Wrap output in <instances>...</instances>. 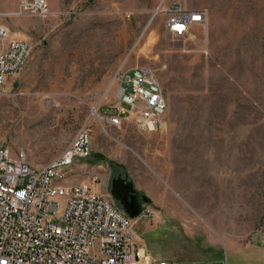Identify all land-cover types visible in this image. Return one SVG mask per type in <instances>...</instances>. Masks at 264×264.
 Segmentation results:
<instances>
[{
    "label": "rangeland",
    "instance_id": "374dc122",
    "mask_svg": "<svg viewBox=\"0 0 264 264\" xmlns=\"http://www.w3.org/2000/svg\"><path fill=\"white\" fill-rule=\"evenodd\" d=\"M0 0V29L30 46L0 86V147L32 169L55 160L77 134L89 152L63 173L70 185L138 194L161 222L134 231L153 259L233 264L244 249L264 264V0H47V15ZM206 12L187 36L168 33L160 8ZM147 67L164 92L165 127L141 132L117 114L121 73ZM125 213V212H124Z\"/></svg>",
    "mask_w": 264,
    "mask_h": 264
},
{
    "label": "built area",
    "instance_id": "2783aa9c",
    "mask_svg": "<svg viewBox=\"0 0 264 264\" xmlns=\"http://www.w3.org/2000/svg\"><path fill=\"white\" fill-rule=\"evenodd\" d=\"M22 13L47 15V0H21ZM169 34L188 35L195 25L202 27L206 12L180 4L160 8ZM6 37L0 29V41ZM30 46L23 40H9L0 47V86L23 66ZM121 103L109 122L119 126L120 114L136 115L139 131L165 127L167 103L158 80L147 67L121 73ZM89 135L81 132L50 164L32 169L24 153L12 156L0 147V264H168L153 259L135 234L133 219L95 190L94 177L88 183L70 185L63 173L88 155ZM153 222L161 219L144 209Z\"/></svg>",
    "mask_w": 264,
    "mask_h": 264
},
{
    "label": "water",
    "instance_id": "95a60500",
    "mask_svg": "<svg viewBox=\"0 0 264 264\" xmlns=\"http://www.w3.org/2000/svg\"><path fill=\"white\" fill-rule=\"evenodd\" d=\"M116 199L119 200L120 197L116 196ZM120 201V200H119ZM124 212L128 215L129 218L134 219L141 215L142 205L139 199V196L134 191L130 190V194H128V201L123 202L120 201Z\"/></svg>",
    "mask_w": 264,
    "mask_h": 264
},
{
    "label": "crops",
    "instance_id": "0c3cea01",
    "mask_svg": "<svg viewBox=\"0 0 264 264\" xmlns=\"http://www.w3.org/2000/svg\"><path fill=\"white\" fill-rule=\"evenodd\" d=\"M260 253L257 250L241 249L232 256L233 264H257L256 261L260 260ZM169 264V263H168ZM258 264H260L258 262Z\"/></svg>",
    "mask_w": 264,
    "mask_h": 264
},
{
    "label": "flooded vegetation",
    "instance_id": "af4514ba",
    "mask_svg": "<svg viewBox=\"0 0 264 264\" xmlns=\"http://www.w3.org/2000/svg\"><path fill=\"white\" fill-rule=\"evenodd\" d=\"M120 197V201H123V202H126V201H128V194L127 195H122V196H119Z\"/></svg>",
    "mask_w": 264,
    "mask_h": 264
}]
</instances>
